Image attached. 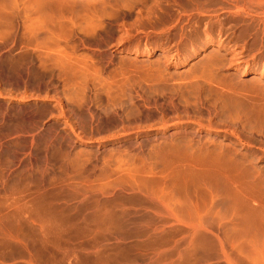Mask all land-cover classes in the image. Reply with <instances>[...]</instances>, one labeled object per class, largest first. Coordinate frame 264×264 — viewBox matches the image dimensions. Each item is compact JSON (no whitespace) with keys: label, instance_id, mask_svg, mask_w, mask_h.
Segmentation results:
<instances>
[{"label":"rangeland","instance_id":"1","mask_svg":"<svg viewBox=\"0 0 264 264\" xmlns=\"http://www.w3.org/2000/svg\"><path fill=\"white\" fill-rule=\"evenodd\" d=\"M225 93L264 109V0H0V264H264Z\"/></svg>","mask_w":264,"mask_h":264},{"label":"bare ground","instance_id":"2","mask_svg":"<svg viewBox=\"0 0 264 264\" xmlns=\"http://www.w3.org/2000/svg\"><path fill=\"white\" fill-rule=\"evenodd\" d=\"M224 96L226 98L227 104L233 105L231 109L232 112L236 113L237 111H240L244 113L243 116L245 118L249 117L250 114H253L259 120V122L264 121V109L260 105L259 107L258 106L256 107V105L253 106L252 104L247 105L246 103H244L243 101H240L238 97H236L234 94H231V93H225ZM234 121H237V120L235 119Z\"/></svg>","mask_w":264,"mask_h":264}]
</instances>
